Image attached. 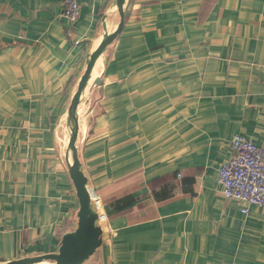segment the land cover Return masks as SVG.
Masks as SVG:
<instances>
[{"label": "crops", "instance_id": "obj_1", "mask_svg": "<svg viewBox=\"0 0 264 264\" xmlns=\"http://www.w3.org/2000/svg\"><path fill=\"white\" fill-rule=\"evenodd\" d=\"M0 0V264L78 226L69 109L117 0ZM76 142L104 243L85 264H264V207L224 198L238 136L264 147V0H126ZM81 109L83 110L81 112Z\"/></svg>", "mask_w": 264, "mask_h": 264}, {"label": "water", "instance_id": "obj_2", "mask_svg": "<svg viewBox=\"0 0 264 264\" xmlns=\"http://www.w3.org/2000/svg\"><path fill=\"white\" fill-rule=\"evenodd\" d=\"M125 1H116L121 22L118 28L112 34L105 36L102 43L91 53L88 59L87 71L80 81L77 94L69 109L68 126L71 136L67 148V164L79 201L77 229L63 237L61 248L57 254L26 258L8 264H45L47 262H53L54 264H85L104 243V234L100 227V217L95 211L92 196L87 188V179L79 160L76 142L81 129L82 119L79 111L81 102L89 86L93 88L101 85L100 79H93L94 71L99 58L103 55L106 48L123 30L125 25Z\"/></svg>", "mask_w": 264, "mask_h": 264}, {"label": "built area", "instance_id": "obj_3", "mask_svg": "<svg viewBox=\"0 0 264 264\" xmlns=\"http://www.w3.org/2000/svg\"><path fill=\"white\" fill-rule=\"evenodd\" d=\"M63 16L77 24L81 17L77 0L65 1ZM231 152L230 160L220 169L219 184L224 198L248 214L252 206L264 207V147L238 136L231 141Z\"/></svg>", "mask_w": 264, "mask_h": 264}, {"label": "rangeland", "instance_id": "obj_4", "mask_svg": "<svg viewBox=\"0 0 264 264\" xmlns=\"http://www.w3.org/2000/svg\"><path fill=\"white\" fill-rule=\"evenodd\" d=\"M81 106V105H80ZM83 110L81 109V112H82ZM82 119V118H81ZM45 264H54L53 262H47V263H45Z\"/></svg>", "mask_w": 264, "mask_h": 264}, {"label": "bare ground", "instance_id": "obj_5", "mask_svg": "<svg viewBox=\"0 0 264 264\" xmlns=\"http://www.w3.org/2000/svg\"><path fill=\"white\" fill-rule=\"evenodd\" d=\"M94 78V77H93Z\"/></svg>", "mask_w": 264, "mask_h": 264}]
</instances>
